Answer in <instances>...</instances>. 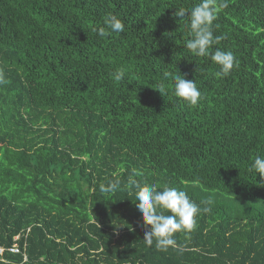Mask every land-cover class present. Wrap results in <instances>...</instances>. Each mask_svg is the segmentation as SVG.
<instances>
[{
    "label": "trees",
    "instance_id": "obj_1",
    "mask_svg": "<svg viewBox=\"0 0 264 264\" xmlns=\"http://www.w3.org/2000/svg\"><path fill=\"white\" fill-rule=\"evenodd\" d=\"M197 3L0 0V264H264V178L249 171L264 156V0H227L213 21L209 53L235 57L222 78L173 15ZM111 15L125 30L99 37ZM173 75L195 81L196 106ZM132 181L199 206L176 247L146 246Z\"/></svg>",
    "mask_w": 264,
    "mask_h": 264
},
{
    "label": "clouds",
    "instance_id": "obj_2",
    "mask_svg": "<svg viewBox=\"0 0 264 264\" xmlns=\"http://www.w3.org/2000/svg\"><path fill=\"white\" fill-rule=\"evenodd\" d=\"M227 7V0H199V3L190 10L182 6L175 7L173 13L178 19L186 16L189 18L186 27L191 38L185 41L186 48L197 57L210 55L211 60L218 65L215 75L221 78L230 73L234 67L235 57L231 51L216 50L214 53H209V48L222 39L220 36H214L213 21ZM124 30V23L114 15L106 17L103 26L93 28V31L102 38L113 32L122 33ZM124 75L123 69L112 73L117 82L123 80ZM168 76L169 73L165 72L164 77ZM172 80L174 81L173 94L182 102L189 106H196L202 99L201 91L194 80L186 79L184 75H173ZM7 82L0 73V85ZM155 89L159 90L162 95L166 91L163 83L158 84ZM249 171L264 178V156L257 155L249 166ZM119 186V181H109L107 185L101 184L99 188L102 194H114ZM129 187L135 189L133 201L136 202V207L147 229L143 238L146 246H152L155 240L158 250L167 251L169 247H176L174 236L177 232L188 233L195 228V218L201 209L190 200L185 191L167 186L158 190L156 185H142L136 181H132ZM209 210L208 208L203 209L205 212Z\"/></svg>",
    "mask_w": 264,
    "mask_h": 264
},
{
    "label": "built area",
    "instance_id": "obj_3",
    "mask_svg": "<svg viewBox=\"0 0 264 264\" xmlns=\"http://www.w3.org/2000/svg\"><path fill=\"white\" fill-rule=\"evenodd\" d=\"M10 250H12V251H18V248L16 247V244H14L13 247L10 248ZM2 251H3V248L0 247V253H2Z\"/></svg>",
    "mask_w": 264,
    "mask_h": 264
}]
</instances>
